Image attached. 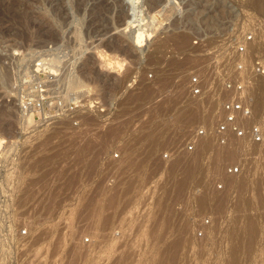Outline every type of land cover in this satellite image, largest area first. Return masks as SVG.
Listing matches in <instances>:
<instances>
[{
	"label": "rangeland",
	"instance_id": "374dc122",
	"mask_svg": "<svg viewBox=\"0 0 264 264\" xmlns=\"http://www.w3.org/2000/svg\"><path fill=\"white\" fill-rule=\"evenodd\" d=\"M129 19L135 27L126 29ZM102 49L125 62L103 67ZM42 60L78 107L33 121L21 98ZM257 60L258 0H0V264H264V207L250 212L260 217L256 243L237 260L229 245L243 214L236 200L247 155L259 159L264 145L230 141L235 157L217 149L215 134L228 80L248 85L256 117L248 125L264 132ZM192 77L203 89L196 97ZM94 100L104 112L90 107ZM212 100L208 120L202 113ZM202 129L211 137L197 136ZM202 140L213 150L200 149ZM202 154L211 176L187 178ZM231 166L242 169L238 177L227 174Z\"/></svg>",
	"mask_w": 264,
	"mask_h": 264
},
{
	"label": "built area",
	"instance_id": "2783aa9c",
	"mask_svg": "<svg viewBox=\"0 0 264 264\" xmlns=\"http://www.w3.org/2000/svg\"><path fill=\"white\" fill-rule=\"evenodd\" d=\"M249 40L252 37L248 38ZM244 47L240 48L243 52ZM37 79L26 82L27 90L23 93L21 98V105L24 114L31 116L33 121L48 120L62 115L64 111L69 112L78 107L77 100H72L71 96L64 93V88L57 82L59 75L53 73L48 67L47 62L40 61L34 67ZM237 71L239 76L244 75L245 66L239 64ZM253 75L255 77L264 79V61L257 60L252 67ZM43 77V78H42ZM190 88L192 96H199L202 94L203 89L200 87L198 77H192L190 80ZM248 85L240 81L228 80L223 84V89L226 94L230 96L229 99L224 101L221 106L222 119L217 124L215 134L217 142L220 146H226L230 141H240L249 138L253 144L262 146L264 145V133L258 125H248L253 117V100L249 91ZM101 100H94L91 103V108L101 109ZM207 135V131L202 129L198 131L199 137ZM197 148L194 145H189L186 149L187 153L194 152ZM242 169L237 166L227 168L228 175L237 176L241 173ZM217 189H223L221 184L217 185Z\"/></svg>",
	"mask_w": 264,
	"mask_h": 264
},
{
	"label": "bare ground",
	"instance_id": "6f19581e",
	"mask_svg": "<svg viewBox=\"0 0 264 264\" xmlns=\"http://www.w3.org/2000/svg\"><path fill=\"white\" fill-rule=\"evenodd\" d=\"M24 1V0H23ZM158 2V1H157ZM258 2H260V4H263L264 3V0H258ZM100 3V2H99ZM106 4H108V3H105V5ZM104 5V4H103ZM24 6V5H23ZM152 7V11H154V10H157V9H159V7L161 8L162 7V5L160 4V3H158V4H152L151 5ZM27 8V7H26ZM104 8V7H103ZM40 14V13H39ZM33 15V14H32ZM38 15V14H37ZM41 15V14H40ZM125 15V14H124ZM126 16V15H125ZM122 17V16H121ZM44 18V17H43ZM32 19V18H31ZM36 19V18H35ZM126 19V18H125ZM38 20V19H37ZM24 21H26V20H24ZM123 20H121L120 22H122ZM40 22V21H39ZM125 22V21H124ZM124 22H123V24L122 25H124ZM34 23V22H33ZM58 23V22H57ZM95 23V22H94ZM128 23V25L125 27L126 29H128V27H129V25H131V26H133V28L135 27L133 24H134V21L133 20H130L129 19V21L127 22ZM115 24V23H114ZM126 24V23H125ZM112 25H113V23H112ZM46 26V25H45ZM49 26V25H48ZM51 26V25H50ZM53 26V25H52ZM119 26V25H118ZM59 27V26H58ZM46 28V27H45ZM51 28V27H50ZM111 29V28H110ZM103 34V33H102ZM101 35V34H100ZM99 35V36H100ZM104 35V34H103ZM185 36H188V34L187 35H185ZM106 37V36H105ZM182 37H184V35L182 36ZM143 38H144V34H143V32H138L137 33V35H136V43H135V45L136 46H138V47H141L142 46V44H143ZM188 38V37H187ZM186 37H185V41H186V39H187ZM190 38V37H189ZM105 39V38H104ZM114 40V39H113ZM182 40H183V38H182ZM189 39H187V41H188ZM192 40V39H191ZM99 41V40H98ZM110 41V40H109ZM179 41V40H178ZM184 41V40H183ZM186 41V42H187ZM106 42V41H105ZM123 42V41H122ZM102 43V42H101ZM118 43V42H117ZM179 43V42H178ZM181 43V42H180ZM179 43V44H180ZM183 43H185V42H183ZM213 43V42H212ZM186 44H188V42L186 43ZM211 44V43H210ZM98 45V44H97ZM104 45V44H103ZM113 45H114V43H113ZM181 46H183L182 44H180ZM209 44H207V45H205V46H208ZM99 46V45H98ZM120 46V45H119ZM123 46V45H122ZM204 46V45H203ZM213 46V45H212ZM121 47V46H120ZM185 47V46H184ZM118 49V48H117ZM121 49V48H120ZM116 50V49H115ZM126 50H128V49H126ZM125 50V51H126ZM124 51V55H125V52ZM129 51V50H128ZM131 51V50H130ZM133 51V50H132ZM122 52H123V50H122ZM122 52H121V54H122ZM115 53H117V52H115ZM119 53V52H118ZM98 54H99V60H101V65H103V67H106V68H108L109 66H112L111 68H115V66L116 65H123V63L125 62L124 60H125V57H124V59L123 58H120L119 56H116L114 53V55H112V54H110V53H108V52H105L103 49L102 50H98ZM122 56H123V54H122ZM126 56V55H125ZM136 56V55H135ZM127 57V56H126ZM130 57V56H129ZM139 58V57H138ZM128 60V59H127ZM130 60V59H129ZM124 61V62H123ZM91 63V62H90ZM131 63V62H130ZM88 64V63H87ZM132 64V63H131ZM89 65V64H88ZM87 65V66H88ZM118 67V66H117ZM115 69H117V68H115ZM130 69V68H129ZM126 71V70H125ZM85 72V71H84ZM97 73V72H96ZM92 74V73H91ZM84 75V74H83ZM127 75V74H126ZM82 76V75H81ZM89 77H91V76H89ZM88 79V78H87ZM90 79V78H89ZM263 79V78H262ZM262 85V84H261ZM215 88V87H214ZM256 90V89H255ZM247 91H248V88H247ZM251 95V94H250ZM252 97V96H251ZM257 100H258V111H259V109H260V111H261V115L260 116H262V114H263V112H264V83H263V87H260V89H259V91H258V96H257ZM217 101V100H212V101H210V102H208L207 103V105H206V108H204L203 109V116L204 117H206V119H211V117H212V108L214 107V105H215V102ZM257 108V107H256ZM215 110V109H214ZM196 114V113H195ZM192 116H194V114L192 115ZM191 118H193V117H191ZM191 118H189V119H191ZM254 118H256V117H253L252 119H254ZM183 120V119H182ZM188 120V119H187ZM193 120V119H192ZM255 120V119H254ZM254 120H252V121H254ZM177 122V121H176ZM189 123V122H188ZM192 123V122H191ZM181 124H183V123H181ZM186 124V123H185ZM175 127H176V125H175ZM171 128V127H170ZM167 129V128H166ZM262 129V128H261ZM188 130V129H187ZM182 131V130H181ZM263 131V130H262ZM163 132V131H162ZM164 133V132H163ZM264 133V132H263ZM171 134V133H170ZM179 134V133H178ZM187 134V133H186ZM158 135V134H157ZM169 136V135H168ZM168 136H166V137H168ZM206 136H209V135H205L204 137H206ZM203 137V138H204ZM209 137H211V135L209 136ZM169 138V137H168ZM170 138H171V136H170ZM202 138V139H203ZM157 139V138H156ZM205 139V138H204ZM161 140V139H160ZM166 140V139H165ZM208 140V139H207ZM212 140H214V139H211L210 140V138H209V141H206L208 144H212L210 141H212ZM153 141H155V139L153 140ZM157 141H159V139L158 140H156L155 142L156 143H151L152 144V148L150 149V150H152V149H154L156 146H158V144H159V142H157ZM170 141V140H169ZM161 142V141H160ZM205 142V143H206ZM204 143V141L202 140V142L200 143V146L201 147H199L200 149L202 148V145H205V147H204V149H206V144ZM231 144H228V145H226V146H217V149L219 150V151H221V152H232L233 154H235V157L238 155V153L240 152L239 150H231L230 148H229V146H230ZM209 146H211V147H213L212 145H209ZM208 146V147H209ZM254 146V145H253ZM162 147H163V145H162ZM250 147H252V146H250ZM255 147H257V146H255ZM164 148V147H163ZM247 148V147H246ZM249 148V147H248ZM252 148H254V147H252ZM156 149V148H155ZM162 149V148H161ZM200 149H198V150H200ZM208 149H212V148H208ZM208 149H206V150H208ZM216 149V150H217ZM197 150V149H196ZM213 150V149H212ZM258 150V149H257ZM260 150V149H259ZM202 151V150H201ZM204 151V150H203ZM252 151V150H251ZM149 152V151H148ZM153 152H154V150H153ZM197 152V151H196ZM199 152V151H198ZM197 152V153H198ZM209 151H207V152H205V155H207L206 153H208ZM211 152V151H210ZM216 151H214V153H215ZM247 152H249V150L247 151ZM253 152V151H252ZM150 153V152H149ZM146 154V156L147 155H150V154ZM202 153V152H201ZM212 153V152H211ZM251 153V152H250ZM256 153V152H255ZM257 153H259L258 151H257ZM143 154H145V151H144V153ZM213 154V153H212ZM211 154V155H212ZM231 154V153H230ZM203 155L204 154H202V156L200 157V159L198 158H196L195 159V157H196V155H195V157H194V159H195V161L194 162H196V165L194 166L195 168H193V166H189L187 169L188 170H186L187 171V178H188V176H189V178H198V177H200L201 179H203L205 176H207V179H208V176L210 175L211 176V174H210V171H213V170H211V168H212V166H211V168H210V170H209V168H208V165L206 164V161H205V158L203 157ZM243 155V154H242ZM252 156H254L255 154H251ZM251 155H247V158H248V161H247V168H246V176H245V178L243 179V181L241 182V184H240V189H239V195H238V198H237V200H236V210H238L239 212H242L243 214L245 213V215H241V217H240V215H239V217L237 216L236 218H238V219H235V220H237L235 223H234V225H233V227H232V230L230 231V239H229V245H230V247H231V253H232V259L233 260H237L242 254H244L245 253V251H246V249H248L250 246H253L254 245V243H256V241H257V239H258V237L260 236V233H261V223H260V217H258V216H254L253 214L255 213H253L252 215L250 214V212L253 210L254 211V209H256V208H258L257 210H258V212H259V208H260V212H261V207L263 208L264 207V163L262 162H260V160L262 159L261 157L262 156H264L263 154H262V156L258 159V156H257V158H251V157H248V156H251ZM257 155H259V154H257ZM209 157H211L210 156V154L208 155ZM139 157H140V155H139ZM144 157V156H143ZM206 157V156H205ZM219 157V156H218ZM193 158V157H192ZM207 158V157H206ZM225 158H228V157H225ZM233 158V157H232ZM141 159V160H140ZM138 161L140 162V161H142L143 160V158H140ZM193 159V160H194ZM208 159V158H207ZM215 159V158H214ZM213 159V160H214ZM223 159V158H222ZM209 160H211V159H209ZM217 160V159H216ZM215 160V161H216ZM180 161V160H179ZM208 161V160H207ZM215 161H213V162H215ZM209 162V164H210V161H208ZM212 162V161H211ZM242 162V161H241ZM186 163V162H185ZM219 163V162H218ZM221 163H222V161H221ZM189 164V163H188ZM192 165V164H191ZM217 165V164H216ZM186 167V166H185ZM212 169H214V167L212 168ZM218 169V168H217ZM194 171V172H191V171ZM217 173L216 174H218L219 172H220V170H218V171H216ZM242 172V171H241ZM213 173V172H212ZM208 174V175H207ZM241 174V173H240ZM239 174V175H240ZM239 175H237L236 177H238ZM191 176V177H190ZM212 176H213V174H212ZM235 177V178H236ZM186 178V177H185ZM206 178V177H205ZM204 180V179H203ZM206 180V179H205ZM204 180V181H205ZM207 181V180H206ZM198 183H200V182H198ZM228 183H229V181L227 182V185H228ZM202 184V183H201ZM206 184V183H205ZM197 185V184H196ZM204 185V184H203ZM207 187H208V185H206ZM227 187V186H226ZM225 190V189H224ZM206 191V190H205ZM199 192V191H198ZM208 192V191H207ZM199 194V193H198ZM208 194V193H207ZM206 194V195H207ZM201 195V194H200ZM205 195V194H204ZM206 195L204 196V197H201L200 199H198L200 202H202V203H206L205 202V200H206ZM213 195V194H212ZM220 198V197H219ZM224 198V197H223ZM205 199V200H204ZM208 199V198H207ZM219 199L217 198V201H218ZM223 199H221V201H222ZM216 201V200H215ZM209 202V201H208ZM219 202V201H218ZM202 203H200V204H202ZM222 203H224V202H222ZM213 204V203H212ZM203 205V204H202ZM207 205V204H206ZM218 205V204H217ZM219 205H221V204H219ZM201 206V205H200ZM209 207V206H208ZM208 207H206V209L208 208ZM222 207V206H221ZM201 208V207H200ZM203 208V207H202ZM264 209V208H263ZM262 209V210H263ZM238 211H237V213H238ZM246 212H248V214L246 213ZM259 212V213H260ZM263 212H264V210H263ZM262 212V213H263ZM261 215V214H260ZM202 217V216H201ZM67 223V222H66ZM63 226H64V224H63ZM66 226V225H65ZM64 230H65V228H64ZM59 234V233H58ZM66 235V234H65ZM64 235V236H65ZM178 253V252H177ZM176 253V254H177ZM179 254V253H178ZM177 256V255H176ZM179 256V255H178ZM180 257V256H179ZM184 258V257H183ZM177 259H179L178 257H177ZM182 259V258H181ZM186 260V259H185ZM184 260V261H185ZM181 262V261H180ZM257 262V261H256ZM258 262H260V263H264V253H262L261 254V256L258 258ZM179 264H181V263H179Z\"/></svg>",
	"mask_w": 264,
	"mask_h": 264
}]
</instances>
